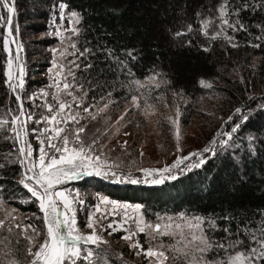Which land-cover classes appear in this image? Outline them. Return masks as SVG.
I'll return each instance as SVG.
<instances>
[{"label": "snow or ice", "instance_id": "1", "mask_svg": "<svg viewBox=\"0 0 264 264\" xmlns=\"http://www.w3.org/2000/svg\"><path fill=\"white\" fill-rule=\"evenodd\" d=\"M68 8L66 2L54 3L47 30L40 36L41 41L47 38L59 41L48 49L51 60L43 73L50 82L48 90L41 87L38 92L29 94L27 65L21 57L26 45L18 23L14 25L18 8L15 0H0V85L6 86L9 95L15 96L17 105L0 117V128H6L10 134L0 142L7 143L10 139L11 148L16 150L21 169L16 173V190H22L26 195V199L19 201L20 206H35L36 209L25 215L18 207L10 206L16 203L15 200L0 198V236L4 237L0 240L3 244L0 264H112L109 259L111 246L104 233L110 237L121 231L125 233L121 240L127 248L138 256L143 253L148 264H264V208L242 215H234L227 207H222L221 212L196 214L197 206H192L191 201H188L189 208L177 211L180 204L173 199V208L169 210L165 206L161 213L147 203L96 192L95 203L87 205L86 220L78 222L79 212L87 201L78 188L72 187L73 182L89 185L96 181L93 187L103 183L125 190L130 186H146L162 192L197 176L203 191L207 192L215 185L224 190L226 196L235 195L250 179L246 174L247 165L255 160L264 162V94L249 96L226 118L220 117L219 127L203 146L189 150L182 142L184 113L176 99L184 95V90L172 91L171 105L162 96L153 98L154 103L149 104L150 97L144 95L142 98L139 94L146 85H154L158 91L170 87L166 73L158 70V66H152L144 77L145 84L135 80L132 82L134 88L129 85L130 92L123 98V111L112 120L108 116L110 105L119 104V101L108 99L105 103L111 96L108 93L99 101L93 95L89 103L88 96L94 89L86 88L84 77L78 78L77 72L91 74L97 64H103L106 67L99 74L113 72L114 65L123 74L129 64L140 58V49L117 43L115 31L109 32L106 28L97 32L96 44L85 40L83 43L89 46L81 48L78 45L86 34L85 28L71 27L66 34L63 22L67 15L80 24L84 10L69 12ZM228 8L227 3L220 5L221 30L213 32L212 39L222 36L232 48H239L234 36L226 33L229 28L233 33L248 31L240 17L249 8L247 4H233L234 11H228ZM257 10L258 6L252 8L253 13ZM113 15L119 13L114 10ZM226 15L237 19L230 23ZM254 27L264 31V24L258 22ZM201 32H204L203 27ZM182 34L176 33V37ZM181 46L190 47L191 41ZM251 46L259 47L258 44ZM69 49L70 60L67 59ZM200 50L206 52L208 48ZM132 74L128 68V75ZM196 83L204 89L213 87L203 77ZM239 83H247L242 75ZM61 94L70 97L71 102L60 101ZM49 95L58 102V107L45 99ZM38 96L43 101L39 105L35 103ZM26 100L32 101L31 108H25ZM161 103L169 109L166 122L175 141L174 158L162 166L159 161L145 165L141 152L139 164L135 159L129 161L127 141L120 143L119 140L121 133L125 137L130 135L126 131L132 126L129 114L135 113L139 117L143 112L150 118ZM252 104L255 106H250ZM149 109H152V115ZM3 136L0 132V137ZM131 154L134 155V150ZM210 165L213 166L211 169ZM11 166L0 165V172ZM202 172L204 176L200 175ZM229 186L233 190L231 193ZM16 190L8 195L16 196ZM3 193L4 187L0 186V194ZM164 203L167 205L166 201ZM165 220L167 223H162ZM141 233L145 234L144 242L139 239ZM177 234L179 240L164 244L165 237L174 240ZM144 243L148 244L147 248ZM143 257L141 264H145ZM122 258L123 253H120L119 259Z\"/></svg>", "mask_w": 264, "mask_h": 264}, {"label": "trees", "instance_id": "2", "mask_svg": "<svg viewBox=\"0 0 264 264\" xmlns=\"http://www.w3.org/2000/svg\"><path fill=\"white\" fill-rule=\"evenodd\" d=\"M60 2L69 4L68 11L84 10L83 19L78 24V27L83 26L86 30V34L78 45L81 48L89 46L83 43L85 40L96 44L97 32L101 28H106L109 32L115 31L117 43L127 45L128 48L140 49L138 54L140 58L128 65L133 73L131 76L128 75V68L120 74L119 68L115 65L113 72L101 75L100 70L106 67L103 64H97L91 74L78 72V75L84 77L85 87L94 89L88 98L94 95L97 99L101 95L111 93L115 98L123 100L130 92L129 85L135 87L131 84V80H143L152 66H158V70L166 73L165 79L170 81L169 88L156 91L158 95L171 98L173 90L177 92L184 90V95L181 97L188 101L181 107L186 109L185 123L193 118L191 108L203 93L202 91H210L224 101L222 106L224 114L228 109L238 107L242 101H247L249 96L259 97L264 94V31L254 27L258 22L264 24V0H15L18 16H14V25L18 23L22 37L37 39L35 43L38 44L37 50L33 49V53L37 54L38 58H33L32 64L36 73L43 71L42 65L45 62L40 61L48 57V54L44 52L46 47H51L56 42L51 38L41 41L40 36L47 30L53 4ZM225 3L229 5L228 11H234L233 4L237 6L247 4L249 8L243 11L240 17L248 31L233 33L229 28L226 33L234 36V42L240 44L239 48H232L222 36L216 40L212 39V33L221 30L220 5ZM257 6L258 10L253 13L252 8ZM114 10L119 15H113ZM225 18L230 23L237 19L235 16L227 15ZM202 27L204 32H201ZM205 32L207 35H204ZM176 33L183 34L176 37ZM189 41H191L190 47L181 46ZM104 42L100 41V43ZM107 43L111 44L112 41ZM257 44L259 47L251 46ZM202 47H207L208 51H201ZM116 51L119 53V48ZM241 75L247 81L246 84L239 83ZM199 77H203L213 87L204 89L199 86L196 83ZM42 79H29L28 87L38 84ZM105 80L107 84L103 83ZM97 84L100 87H96ZM16 107L14 95H9L6 86L0 85V117L4 116L7 109ZM215 110L213 109L212 112ZM198 121L202 122L201 118ZM206 125L209 129L211 123L207 122ZM0 132L4 134L0 137V141L10 135L6 128H0ZM8 164L12 166L4 167L0 172V177H3L0 178V186L4 187L3 195L6 199L11 197L8 193L16 190V173L20 171L16 160V150L11 148L10 139L7 143L0 142V165ZM212 167V165L209 166L210 169ZM247 168L246 174L250 176V179L242 190L235 192V195L226 196L225 191L215 185L205 192L197 176H193L191 181L177 185L176 188H165L162 192L146 186H130L126 190L116 189L103 183L94 187V190L111 194L113 198L147 203L161 213L165 206L171 210L173 199H175L176 203L180 204L177 211L189 208L188 201H191L192 206H197L196 214H204L205 211L207 213L221 212L222 207H227L228 211L233 212L234 215L250 214L264 208L262 203L264 202V162L255 160L250 162ZM200 175L204 176L205 173L202 172ZM95 183L96 181H92L90 185L93 186ZM73 184L82 189L86 187L78 182ZM16 191L14 198L23 196L22 190ZM232 191L229 186L228 192ZM229 203H231L230 207H228ZM204 206L208 207L205 209ZM20 211L34 212L36 209L35 206L25 205L20 206ZM0 240H4V237L0 236ZM2 247L3 244H0V248Z\"/></svg>", "mask_w": 264, "mask_h": 264}, {"label": "rangeland", "instance_id": "3", "mask_svg": "<svg viewBox=\"0 0 264 264\" xmlns=\"http://www.w3.org/2000/svg\"><path fill=\"white\" fill-rule=\"evenodd\" d=\"M58 17H59V13L57 11V23H59ZM69 20H71V24L69 23ZM71 27H78V23L76 22L75 18H69L66 15L64 22H63V28L65 29L66 34L70 32ZM39 36H37V38H39ZM21 38H23L22 40L26 45V50L24 53L21 54V57L28 62V63L26 62L27 80L29 79L37 80L38 78H43L40 82H38V84L28 87L29 94H31L32 92H38V90L41 87H45V89L48 90V86L50 82L48 81L47 77L43 75V73H45L47 67L49 66V61L51 60V53L48 51L50 47H46L44 51L48 54V57H44L40 61V62H43V61L45 62L42 65L43 66L42 73H36L37 71L34 68H32V64H33V58H38V55L33 53V49L37 50L38 44H35L37 39L33 40V38H36V37H21ZM53 40H56L55 44L53 45V46H56L59 43V41L58 39H53ZM70 51L71 50L69 49V54L67 56V59L69 60L72 59ZM77 77L78 78L81 77L80 75H78V72H77ZM135 80L136 79L131 80V84ZM140 81L142 84H145L144 79ZM156 91L157 90L155 89L154 85L153 86L146 85L143 89V93H139V94L142 96V98L144 95H147L148 97H150V99L148 100V103L153 104L154 103L153 98L160 96L158 95ZM202 92L203 93L200 95V97L196 99L194 103L195 105L193 106V108H191V110L193 111L192 113L193 118L191 119V121L185 123L184 121H186V118L184 115L182 116L183 119H181L182 142L184 143L185 148L189 150L197 146H203V144L215 132V129L219 127V118L220 117L226 118L227 115H230L234 109V108L228 109L227 112L224 114L223 113L224 111H222V106H224V101L220 99V97H217V95L211 93L210 91H202ZM101 96H106V95H101ZM45 99H47L49 103H54L55 106L58 107V102L54 101L51 95H49ZM59 99L62 102L63 101L71 102V98L65 96L64 94H61ZM108 99H111L113 101H116V100L119 101V104L110 105L111 110L108 113L109 118H111L112 120H115L116 116L120 115V113L123 111L124 100H120V98H115L113 95H111L107 97V99L105 100V103H107ZM163 99L166 100L169 103V105L173 103L172 97L170 98L166 96ZM176 99H177V104L180 108L182 106H185L188 103L187 99H184L181 96H178ZM96 100L99 101L100 97L97 98ZM88 101L89 103H91L92 98H88ZM42 102L43 101L39 96L35 100V103L37 105ZM31 104H32V101L26 100L25 108H31ZM174 107H173V113H172L173 115H174ZM182 109H183L182 112L185 113L186 112L185 107L181 108V110ZM213 109H216L215 112H212ZM187 110L189 112L190 108ZM92 111H94V109H92ZM209 111H211L212 113L211 115L210 113L208 114ZM168 113H169V109L165 108L164 104L161 103L159 104L158 108L153 113V115H152V109H149V114L152 115L150 118L145 117L143 112L140 113L139 117H137L135 113L129 114L128 118L131 121L132 126L130 128H126V131H128L130 135L125 137L121 133L119 137L120 143H124L125 140L127 141V147L130 153L128 156L129 161L135 159L136 163L139 164L141 161V152L143 153V161L145 165L147 164L154 165L157 163V161H159L160 165L162 166L165 161L170 162L171 158H174L175 141L173 139L172 132L169 131V125L166 122V115ZM197 115L199 117H197ZM199 118H201L202 122L198 121ZM207 122L211 123V126L209 129L207 128V125H206ZM133 150H134V155L131 154L133 153ZM116 154L119 155V153H116ZM37 155H38V145H37ZM16 179H18L17 176H16ZM73 183H72V187L78 188L80 190V195L82 197H86L87 202H86L85 208L81 210L78 215V222L85 221L86 216H87V205L95 203V193L98 191H95L94 187L90 184L86 185V187H83L82 189ZM101 193L105 194L104 192H101ZM22 194H23L22 197H17V198L10 197L7 199L3 194H0V198L5 199L6 201L10 199L15 200L16 203L11 204L10 206L18 207L20 210L19 201L21 199H26V195H24L25 193L22 192ZM21 212H23L25 215L30 213L29 211H21ZM152 222L155 223L154 218H152ZM175 222L178 223L179 220H176ZM162 223H167V220L162 221ZM80 227L83 228L84 225L80 224ZM124 234L125 233L121 231L119 234L112 233V235L109 237L107 232L104 233L105 239L109 240V243L111 246V253L109 256L110 261L112 262V264H141L143 253H141V255L138 256L136 255L135 252H132L129 248H127L125 242L121 240V237ZM139 239L142 242H144L145 234L141 233L139 236ZM177 240H179V234L176 235L174 240L165 237L164 244L167 245L169 243H175V241ZM91 247L95 248L96 246H91ZM144 247L147 248L148 244L144 243ZM120 253H123L122 260L119 259ZM143 259H144L145 264H148V258L143 257Z\"/></svg>", "mask_w": 264, "mask_h": 264}]
</instances>
